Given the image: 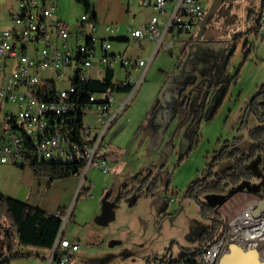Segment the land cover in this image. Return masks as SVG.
Here are the masks:
<instances>
[{
    "label": "built area",
    "instance_id": "2783aa9c",
    "mask_svg": "<svg viewBox=\"0 0 264 264\" xmlns=\"http://www.w3.org/2000/svg\"><path fill=\"white\" fill-rule=\"evenodd\" d=\"M127 1H136L156 12L140 26L127 28L130 40L155 44L147 58L111 53L109 40L96 37L97 25L89 11L84 10L78 20L81 26L71 43L73 34L68 25L54 19L55 0H17V11L11 15L12 27L0 31V71H11L0 86V107L5 103L16 107L15 112L7 111L0 123L1 163L29 164V155L46 161L78 162L82 164L80 189L88 182L92 168L104 173L111 171L105 138L141 87L158 52L173 47L182 33H195L205 16L203 0ZM261 22L258 35L263 30L264 15ZM107 30L114 32L115 28L108 26ZM96 63L105 71L115 70L118 64L125 70V78L119 83L130 85L131 91L124 93L123 100L116 102L113 92H92L89 102L82 105L75 100L76 83L93 78L91 71ZM132 68L141 69L135 80L131 79ZM43 72L48 75L42 77ZM58 79L66 81L68 87L59 89ZM90 109L95 110L96 124L85 123L83 116L78 126L79 113ZM255 204L228 222L221 237L203 253L198 264H219L233 243L250 248L244 235L255 231L257 221L264 217V211L258 217L253 215ZM55 214L63 223L49 261L70 264L79 250L78 243L63 236L73 215L72 207ZM257 250L264 259L262 248L257 245Z\"/></svg>",
    "mask_w": 264,
    "mask_h": 264
},
{
    "label": "rangeland",
    "instance_id": "374dc122",
    "mask_svg": "<svg viewBox=\"0 0 264 264\" xmlns=\"http://www.w3.org/2000/svg\"><path fill=\"white\" fill-rule=\"evenodd\" d=\"M119 1L120 0H90L94 8L98 10L101 19L100 23L102 25L111 26L112 28L120 26L122 29L128 28L129 25L138 27L148 20L152 15L151 12L154 11L152 8L141 9L137 18L131 19L132 15H127L126 11L122 10ZM211 1L212 0H203V3L205 6H209ZM262 1L263 0H238L237 5L231 9L232 15H228L226 19H222L218 23L216 22L208 25V29L210 30L209 33L206 32L208 33L206 37H209L211 34L210 39H216L214 45H216L217 48H221L222 52H225L231 44L230 39L233 35L232 29L234 25L242 30L255 26L258 15L253 17L252 14V17H250L249 9L251 8L255 11L260 9ZM13 3L14 0H0V31L6 28L11 21L9 13ZM14 10L16 9L14 8ZM84 10V5L77 0H59L58 7L54 11V18H57L59 15L72 32L73 37L70 39L71 43L74 41L76 31L80 29L81 24L78 20H80L82 14L85 13ZM88 15L90 16L91 13L89 12ZM233 15H236L237 21L234 19L235 17ZM262 32H264V26ZM261 34L258 36L255 34L250 35L249 41L252 42V48L247 60L244 58L245 53L243 51V44L242 41H240L237 44L234 54L229 59L227 66L222 68L220 79L227 80L228 77L231 79L227 92L229 96L226 101L224 102L225 98H223L222 100L220 99L221 101L217 104V102H215L216 99L213 98L212 103L207 105L206 109L197 111L203 119L200 118V116L197 117V115H193V118L189 122H186L185 125L182 126L181 124H177V126H173L174 129L172 134L175 133V131H178V133L183 132V135L186 137L185 140H189L190 142L191 148L188 150L187 156L181 161L179 160L184 155L183 152L186 146L185 142H183L184 138H181L176 143L177 146H179L178 150L172 149L171 147L167 148L166 143H161L162 153L158 154L157 152L149 151L145 144L140 146L143 135L138 137L139 124L134 125L132 123L134 118L131 116V111L125 113L128 107L126 108L119 118V123L125 122V124H127L124 130L113 135L114 131L120 126L118 123L110 130L104 141L111 171L109 173H104L99 168H92L88 173V182L82 189L78 188L77 193L70 203L69 207H72L73 215L65 226L66 237L68 236L69 240L74 237H79L82 248H91V251H87L90 253L86 254V256L79 261L76 260V256L74 255L70 264H136V261L126 258L124 254L120 255L118 249H116L115 252H111L114 253V255L116 254V256H104L107 258H101L100 255H98L99 250L97 246L95 244L88 246L87 241H96L92 240V236L89 237L90 233H93L92 228H94V226L90 224L93 215L97 213L96 220L100 223L104 222L102 221L103 214H98L101 209V204L103 208L104 203L105 205L109 203L111 208L114 209L115 214L119 216L122 210L127 209L129 204H133L134 201L138 199L140 186L138 188L135 186L136 189H133V177L131 176H135L138 171L141 173V171L145 169L149 172L157 171L160 190L156 192V197L159 198L158 193L165 188L168 177L171 181L170 191L173 189L176 193V200H174L173 205L176 206L177 209L171 214L172 216L169 217V219H164V235L161 236L160 240H164L166 236H168V244L166 246L167 248L161 252L162 256L163 254H169L170 258L178 259L183 249L193 245V239L189 237V235L192 234V225L196 227L200 225L199 222L208 221L209 218L202 216L201 208L197 200L186 196L188 187L195 180L206 176L216 152L224 147L226 141L234 142L235 139L239 138V147L247 152L252 144L247 130L250 127L255 128L259 125L256 116L247 114V105L264 83V38L260 37ZM96 37L100 38L99 27L96 32ZM109 42L112 46L110 52L112 50H122V52H124L125 47L128 46L127 44H132L131 46L134 47H128V54L126 53L125 55L138 57L132 54V50L136 49L135 44L137 43L117 40H109ZM38 45L42 46V43ZM97 52L98 54L101 53L100 46L97 47ZM158 62L159 61L155 60L152 66L155 67L159 64ZM115 70H117L116 79H122V73L118 72L122 70L119 64L116 65ZM135 70L137 69H131L133 73H131L132 80L137 79L136 77L138 76ZM66 71H68V69H66ZM236 73L240 74L238 78L240 82L238 85H236L235 79H233ZM46 75H48V73H41L42 77ZM95 75L97 79H102L103 70ZM144 84L145 81H143L139 90L130 100L129 105L141 94ZM57 87L59 89H65L68 87V83L62 79H58ZM113 94L116 102L125 98V94L116 92H113ZM220 96L221 95H219V97ZM6 104L7 111H16V107L13 104ZM151 110V103L143 104L141 107L143 115ZM214 110L215 114L212 119H209L207 116L211 114V112L213 113ZM5 113L3 110L0 111V119L4 117ZM203 113H205V115H203ZM84 122L93 126L96 124L94 109L84 112ZM172 136L173 135H170V139ZM160 139L161 141L163 140V138ZM261 162V157L258 156L249 163V167L256 173L253 179H241L238 183L230 184L226 187L224 192L221 193H205L200 197L201 201L216 208L225 221H231L251 205L249 204L251 201V194L259 192V195H263L264 169ZM230 164H232V162L228 160L218 161L212 169L216 172L220 169L219 166L223 168ZM153 173L155 175L154 177H156V172ZM89 183H92L93 186L88 194ZM105 187L108 188L103 197V202L102 194ZM124 188L126 190H124ZM262 195L260 198L263 197ZM5 212V210L0 212V248L3 249H6L7 245L5 243L7 230L11 232V243L14 244L17 242L16 231L10 217ZM163 221L158 223L159 228L162 226ZM211 223L212 227L213 221H211ZM138 233L139 232L135 235L132 233L130 237L131 240L139 242ZM250 247H255V245H250ZM37 250L44 251V249L37 247L25 248L26 253H31V256L36 255ZM157 261L160 262L159 259H157ZM25 264L40 263L32 260ZM45 264H50V261L48 260Z\"/></svg>",
    "mask_w": 264,
    "mask_h": 264
},
{
    "label": "crops",
    "instance_id": "0c3cea01",
    "mask_svg": "<svg viewBox=\"0 0 264 264\" xmlns=\"http://www.w3.org/2000/svg\"><path fill=\"white\" fill-rule=\"evenodd\" d=\"M58 3L59 0H55L56 9L58 7ZM119 3L120 7H122V10L126 11L127 15H132L131 19H136L141 9H147L136 1L129 2L127 0H120ZM14 8L16 10H14ZM205 8L208 12V10L210 9V4L209 6H205ZM10 10L11 11L9 13V16L11 19L12 13L17 11V0H14V3L12 4ZM89 12L91 13L90 17L94 20L97 25V31L99 27L100 39L117 40L124 42L132 41L129 39L127 28L122 29L120 26H117L115 27L114 32L108 31V26H104L100 23L101 19L99 17L98 10L94 8V5L91 6ZM151 13L153 15L155 14V11H152ZM151 16L145 22L149 21ZM54 19L62 21L59 15L57 18ZM12 25V21H10V23H8V25L4 29L11 28ZM197 31L198 30H196L195 33L181 34L180 40L173 47L162 48L158 52L154 61H159V64L155 67L152 65L150 66L144 80L145 84L143 86V90H141V94L137 97V99L133 101L131 105H128V109L125 112L128 113L129 111H131V116L134 118V121H132V123L134 125L139 124L138 137L143 135L140 146H143V144H145L148 147L149 151L157 152L158 154L162 153L163 150L160 146L161 143H166L167 148L171 147L172 149L178 150L179 146H177L176 143L181 138H184L183 142H185L186 144V151L183 153V158L187 156L186 154H188L187 152L191 148L190 142L189 140H185L186 137L185 135H183V132L178 133V131H175V133L172 134L174 129L173 126L177 124H181L183 126L186 124V122H189L193 118V115H191L190 113H180L181 115L179 114V116L172 122L169 128L163 132L162 141L160 139L159 132L163 130L164 125L166 123V115L168 112L166 111V107H168V110H170L171 108V104L168 101V95L175 91L174 84L167 87L166 89L165 86L169 82L170 76H174L175 74L177 75L180 73L182 64L189 53L190 46L195 41ZM204 33L205 31L203 32L202 40L200 43L201 49L206 51H213L214 54L212 56H209L208 58V55L203 53L200 48L198 51H196V47H194L193 51L195 53L192 54V61L191 63H189L186 69L198 71V73L207 77L210 75V66L216 67L217 70L219 69L218 66L220 65V59L223 57L225 59V52H222L221 48L212 47V45L214 44L213 41L209 42V37H206L207 33ZM260 37L264 38V32H262ZM132 42L137 43L135 44L136 49L132 50V54H135L136 56L141 58L149 57L155 48V44L153 42ZM127 45L128 46H126L124 49V52L126 50L125 53L122 52V50H112L111 53L126 54L129 50L128 47H134L131 46L132 44ZM102 70L103 69L100 64L96 63L95 67L91 71V76L97 79V76L95 74L100 73ZM118 72L122 73L123 76L122 79H116L117 70H115L114 81L116 83L121 82L125 78V70L122 69ZM135 72L138 73V76L136 78H139L141 75V69H137L135 70ZM10 73L11 71H0V86L4 85L5 77L8 76ZM104 74L105 70H103V77ZM239 76L240 74H238V77L235 78L236 85H238V83L240 82L238 80ZM176 82L180 83V79H178V81H175L174 83L177 84ZM211 96L212 93L204 109H206L207 105L210 104ZM228 96L229 94L224 97V102L226 101ZM118 101L120 102L121 100ZM146 103H151L152 110L143 115V113L141 112V107L143 106V104ZM6 109V103L0 107V111L3 110L4 113L7 111ZM203 115H205V113H203ZM209 116L210 114L208 115V118ZM2 121L3 117L2 119H0V123ZM118 123L119 120L115 125H117ZM119 125L122 126V128L117 131L116 134L120 131H123L127 124H125V122H121L119 123ZM251 129L253 128L250 127L247 130L248 133ZM170 135H173L171 139ZM105 154H107L106 150ZM106 157L108 159L107 155ZM148 173L149 171L145 169L141 171V173L140 171H138L135 176H131L133 177L132 182L134 188H138L140 186L141 181L147 176ZM79 184L80 177L78 175H70L65 178L50 181L47 176H37L31 169L29 164H14L0 162V195L4 197H11L24 203H27L31 206L38 207L47 213L55 214L61 209L65 210L66 208H68L75 194L77 193ZM92 186L93 185H91V188ZM107 188L108 187H105L103 190V200L101 199L103 202V197L106 194ZM175 194L176 193L173 189L171 191L169 190V192L162 193L161 195H159V198L155 196L156 192L148 195H140V193H138V199H136L133 204H129L127 209L122 210L119 216L118 214H115L114 209L111 208L109 203H106V205L104 203L103 208L101 204V209L98 214H103L102 221L104 222L100 223L96 220L97 213L93 215L90 224H92L94 228H92L93 233H90L89 237L92 236V240L96 241H87L88 246H91V244H95L97 246V249L99 250L98 255H100L101 258H107L104 256H116V254L114 255V253L111 252H115L116 249H118L120 255L124 254L126 258L136 261V264H158L156 258L162 256L161 252H163L167 248L166 246L168 244V236H166L164 240H160L161 236L164 235V219H169V217L172 216L171 214L177 209L176 206L173 205L174 200H176ZM250 198L251 201L249 204H253L260 199V196H258V193H256L251 194ZM160 221H163V224L159 228L158 223ZM211 221L212 220L209 219L208 221L199 222L200 225L196 227L192 225V234L189 235V237H192L193 245L186 249H195L199 246L201 236L203 235V233H205L211 228ZM137 232H139V242L131 240L130 238L132 233L135 235L137 234ZM66 238L69 237L67 236ZM71 241L79 244V250L75 253L77 261L84 258L86 254L90 253L87 252L91 251L90 247H88L87 249L82 248L80 242L81 240L79 239V237H74L73 239H71ZM17 247L19 248V245H17ZM23 249L24 252H26L25 248ZM3 251L5 250L3 248H0V256ZM32 260L38 261L40 264H45L48 260H50V250H37L36 255L19 259H10L8 264H25L29 263Z\"/></svg>",
    "mask_w": 264,
    "mask_h": 264
},
{
    "label": "trees",
    "instance_id": "16d2710c",
    "mask_svg": "<svg viewBox=\"0 0 264 264\" xmlns=\"http://www.w3.org/2000/svg\"><path fill=\"white\" fill-rule=\"evenodd\" d=\"M84 5L86 11H90V0H77ZM261 20L256 27L260 28ZM250 52L245 55L247 60ZM114 69H107L102 79L90 78L83 82H77V98L75 99L78 104L82 105L89 102V94L92 92H116L127 93L131 91L130 85H123L122 83H116L114 81ZM239 73H236L234 79L238 77ZM226 93L224 94V97ZM223 97V98H224ZM252 112L259 120V125L250 130L249 136L252 140V145L249 151H242L237 143L226 141L224 147L220 151L216 152L212 164L209 166V177H215V180H208L203 177L195 180L191 183L186 191V196L198 201L202 216L209 218L213 221V226L203 233L200 239V244L195 249H183L181 256L178 259L170 258L169 254H165L162 257H157L160 262L158 264H181V261H185V264H198L202 259L203 253L215 243L222 235L223 230L228 224L218 210L212 206L201 201L200 197L208 192L221 193L224 192L226 187L230 184L238 183L241 179H250L253 175L252 169L249 167V163L257 158L261 157V165L264 167V84L259 88L257 94L251 98ZM215 114V110L209 117L212 119ZM83 113H79L76 123L80 126L83 122ZM183 157L179 160L181 161ZM229 160L232 161V165L226 169L214 172L213 167L218 161ZM29 166L37 176H47L50 181L68 177L70 175L80 174L82 164L78 162H64V161H46L40 160L36 156L29 155ZM157 179H151L148 176L142 182V187L148 184V188L140 195H148L153 193L157 189ZM170 179L166 186V192L170 190ZM89 194V189H88ZM5 210L12 225L16 231L17 242L11 243V232L6 231L5 244L6 249L2 252L9 254L10 259H19L29 257L32 254L24 252L23 248L37 247L45 250H51L53 247L62 227V219L52 213H47L38 207L31 206L27 203L19 201L11 197H4L0 195V212ZM63 210V209H61ZM1 226V224H0ZM65 236V233L63 234ZM19 245V248L17 247ZM0 256V257H1ZM8 264V263H6Z\"/></svg>",
    "mask_w": 264,
    "mask_h": 264
},
{
    "label": "water",
    "instance_id": "95a60500",
    "mask_svg": "<svg viewBox=\"0 0 264 264\" xmlns=\"http://www.w3.org/2000/svg\"><path fill=\"white\" fill-rule=\"evenodd\" d=\"M213 8L210 7L208 12L205 14L199 29L197 31L195 41L190 46L189 53L184 60L182 67L180 69L179 74H175L174 76H170L169 82L166 84L165 89L171 85L174 84V92L168 95L169 103L171 104L170 110H168V107H166L167 115H166V123L164 125L163 130H161L160 138L163 137V132L169 128V126L172 124V122L179 116L180 113H190L191 115H197V111L204 109L205 105L211 96V102L212 99L215 98V102L218 100L217 94V88H225V84L230 81V78L228 77L227 80H221V72H219V69L217 70L216 67L210 66V75L205 77L202 74L198 73V71L195 70H187L186 67L191 63V56L193 53L194 47H196V51L201 49L200 43L202 40L203 32L206 28L207 22L209 20L210 15L213 13ZM122 39V38H119ZM215 40L209 38V42ZM212 43V44H213ZM249 43L248 50L252 48V42L249 41V37L246 36L244 40L242 41L243 44V50L246 47V44ZM212 47L217 48L214 44ZM237 47V42L233 41V47L232 51L225 56L223 68L227 66L229 59L231 58V54L235 51ZM203 53L209 56H212L214 54L213 51H206L201 49ZM216 50V49H215ZM247 50V51H248ZM207 58V57H205ZM209 77V78H208ZM217 77V79H216ZM180 79V83L175 81H178ZM251 101H249V109L247 111V114H250L252 112L251 108ZM200 116V113H198ZM181 115V114H180ZM254 115V114H253ZM255 116V115H254ZM200 118H202L200 116ZM257 118V117H256ZM258 120V118H257ZM259 123V120H258ZM260 124V123H259ZM177 126V125H176ZM257 127V126H256ZM122 128V126H119L113 133L116 134L117 131H119ZM186 149L184 148V152ZM183 152V153H184ZM183 157V156H182ZM181 157V158H182ZM180 158V159H181ZM264 211V196L260 198L256 204L255 208L253 210V215L255 217H258L262 212ZM10 261V255L4 254L0 257V264H6ZM219 264H264V259L261 258L260 253L255 248H244L240 246L239 244L233 243L231 244L229 251L222 255V257L219 260Z\"/></svg>",
    "mask_w": 264,
    "mask_h": 264
},
{
    "label": "flooded vegetation",
    "instance_id": "af4514ba",
    "mask_svg": "<svg viewBox=\"0 0 264 264\" xmlns=\"http://www.w3.org/2000/svg\"><path fill=\"white\" fill-rule=\"evenodd\" d=\"M237 2H238V0H212L211 1V3H210V7H212L213 8V13L210 15V17H209V20H208V22H207V25H206V28H205V33L206 32H208L209 33V30L210 29H208V25H211L212 23L214 24V23H218L220 20H222V19H226V17H228V15H232L233 13L231 12V9L232 8H234L236 5H237ZM249 9V8H248ZM249 12H250V17H252V14H253V17L254 16H256V15H258V19H257V21H256V24H255V26H251V27H249V28H245V30H242V29H240V28H238L236 25H234V27H233V29H232V33H233V35L231 36V39H230V42H231V44H230V46H229V48L225 51V54H224V56H227V54H229L231 51H232V47H233V41H235V42H237V44L240 42V41H243L244 40V38L246 37V36H248V37H250V35H252V34H255L256 36H258V33L256 32V27H257V24H258V22L261 20L262 21V17H263V15H264V0L262 1V4H261V7H260V9H258V10H254V9H249ZM207 13V9L205 8V14ZM235 18V20L237 21V17H236V15H233ZM210 28H212V27H210ZM204 33V34H205ZM207 33V34H208ZM210 36H211V34H210ZM210 36H209V38H210ZM216 40V39H215ZM248 46H249V43H247L246 44V47H245V49L243 50L244 51V53H245V55H246V53L247 52H250L251 50L249 49L248 50ZM248 50V51H247ZM234 54V52L231 54V55H233ZM244 58H245V56H244ZM220 65L218 66V68H219V72H221V70H222V68H223V63H224V57L223 58H221L220 59ZM230 85V81H228V83H226L225 84V88H221V87H218L217 88V96H218V100L216 101L217 102V104H218V102H220L222 99H223V97H224V94L226 93V95H227V92H228V86ZM219 95H221L220 97H219ZM221 99V100H220ZM251 101V100H250ZM251 104V103H250ZM251 108H252V105H251ZM248 109H249V103H248V107H247V111H248ZM252 114H254L253 112H251ZM250 113V114H251ZM198 114V113H197ZM211 114H212V112H211ZM211 114H210V116H211ZM209 116V117H210ZM208 117V116H207ZM235 140H237V143H238V146H239V138L238 139H235ZM252 145V144H251ZM240 148V147H239ZM251 148V147H250ZM241 149V148H240ZM242 150V149H241ZM250 150V149H249ZM248 150V151H249ZM243 151V150H242ZM244 152H246V151H244ZM223 161H225V160H223ZM227 161V160H226ZM229 161V160H228ZM232 162V161H231ZM233 163V162H232ZM232 164H230L229 166H226V167H220L219 166V170H217V171H220V170H222V169H226V168H228V167H230ZM263 169H264V167H263ZM216 171V172H217ZM153 172H156V174H157V171H150L148 174H147V176L145 177V178H147L148 176H151V179H157V181L159 180V177H157L158 176V174L156 175V177H154L155 175H154V173ZM208 173H209V170H208ZM208 173L206 174V176H204V177H206V178H208V180H215V177H209L208 176ZM252 173H253V175H252V177L250 178V179H253L255 176H256V173L253 171V169H252ZM144 178V179H145ZM203 178V177H202ZM144 179L141 181V184H140V186L141 187H139L140 188V190H139V192L138 193H141V191L142 192H145L146 190H147V188H148V184H146V186H144V187H142V182L144 181ZM168 179H169V177H168ZM249 179V180H250ZM168 183V182H167ZM167 183H166V186H167ZM159 183H157V189L153 192V193H155V192H157V191H159L160 190V188H159ZM166 186H165V188H163L158 194L159 195H161L162 193H166ZM133 189H136V188H133ZM124 190H126L125 188H124ZM262 194H260L259 195V192H258V196H261ZM262 196H264V192H263V195Z\"/></svg>",
    "mask_w": 264,
    "mask_h": 264
},
{
    "label": "bare ground",
    "instance_id": "6f19581e",
    "mask_svg": "<svg viewBox=\"0 0 264 264\" xmlns=\"http://www.w3.org/2000/svg\"><path fill=\"white\" fill-rule=\"evenodd\" d=\"M255 231L244 235V238L246 241L250 243V245H255V248L257 249V245L262 248V254H264V217L257 221L255 226ZM263 259V257H261Z\"/></svg>",
    "mask_w": 264,
    "mask_h": 264
}]
</instances>
